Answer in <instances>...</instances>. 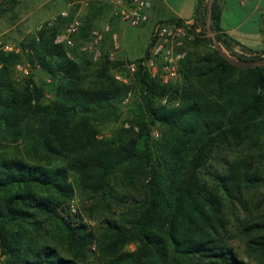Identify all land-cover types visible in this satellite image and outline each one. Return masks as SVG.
<instances>
[{"label":"trees","instance_id":"obj_1","mask_svg":"<svg viewBox=\"0 0 264 264\" xmlns=\"http://www.w3.org/2000/svg\"><path fill=\"white\" fill-rule=\"evenodd\" d=\"M19 3L0 0V17ZM221 13L222 0L198 1L196 21L214 36L189 47L213 46L189 50L171 85L141 65L134 84L118 80L125 61L110 60L107 38L98 61L86 51L79 60L55 42L70 20L61 16L24 37L21 51L0 49L3 264H245L235 238L264 264V214L231 226L264 181V52L223 51L234 41ZM82 19L91 36L97 26ZM24 59L49 84L16 78ZM129 90L138 97L129 117L105 134ZM78 194L97 227L73 211Z\"/></svg>","mask_w":264,"mask_h":264},{"label":"built area","instance_id":"obj_2","mask_svg":"<svg viewBox=\"0 0 264 264\" xmlns=\"http://www.w3.org/2000/svg\"><path fill=\"white\" fill-rule=\"evenodd\" d=\"M94 1L96 0H72L71 4L74 7L80 6V9L72 12V14L67 10H63L60 13L61 17L70 18V20L67 26L56 35V43H63L69 47L76 45L74 37L80 33L83 26L81 9L82 7H89ZM153 2L154 0H110L112 14L133 27L141 26L149 20V12ZM54 21L52 19L40 22L35 31L40 30L46 22L52 24ZM210 34V32L203 29L196 19L183 20L180 23L177 21H159L155 24L148 52L143 55V59L141 61L124 60L122 67L126 69L127 73L135 77L141 65L153 78L159 80L162 84H176L181 77L182 63L190 50L189 45L198 38H205L210 36ZM108 35H110L113 45L109 58L111 61L117 60L116 53L121 48L120 36L113 31L110 22L94 27L91 30L89 41L82 46V50L89 52L93 56L94 61H98L102 56V44ZM0 49L21 51L20 47L9 45L3 41H0ZM16 69L24 75H30L32 64L18 63ZM115 77L126 84H130L129 79L119 71L115 73ZM50 81L48 79V82ZM45 96L49 97L50 95L46 92ZM131 96L132 90H129L124 102L129 101ZM167 101L168 98L165 97L163 102L167 103Z\"/></svg>","mask_w":264,"mask_h":264},{"label":"crops","instance_id":"obj_3","mask_svg":"<svg viewBox=\"0 0 264 264\" xmlns=\"http://www.w3.org/2000/svg\"><path fill=\"white\" fill-rule=\"evenodd\" d=\"M25 1L27 4L26 14H22L20 20L16 22L12 21L9 30L24 22L23 31L26 32L24 35L27 36V34L36 30L40 22L46 20L43 17L51 18L53 10L52 0H20L19 5L6 14L5 17L8 15V18L13 19V14L22 10L20 7ZM198 1L154 0L149 12V20L137 27H133L119 17L114 16L110 0H96L93 3L97 11L96 14L105 20L103 23L110 22L113 31L120 36L121 48L116 53L117 58L133 60L145 55L157 22L196 19ZM220 27L221 33L234 41V49L246 48L252 51L264 52V0H222ZM107 42L109 51H111L113 45L110 35L107 36Z\"/></svg>","mask_w":264,"mask_h":264},{"label":"rangeland","instance_id":"obj_4","mask_svg":"<svg viewBox=\"0 0 264 264\" xmlns=\"http://www.w3.org/2000/svg\"><path fill=\"white\" fill-rule=\"evenodd\" d=\"M72 0H52L51 1V5H52V17L51 18H47V17H43L46 18V20L44 21H48V20H52L54 19L56 21V19L60 16V13L63 10H67L69 11L71 14L72 12H76L80 9V6H76L74 7L71 4ZM26 1L23 2L22 6L20 7L22 10H20L19 14H17L15 12V14H13V20L12 18H8L9 16L7 15V17L3 16L0 17V41H3L4 43H7L9 45H13L16 47H20V43H21V39L23 38V36L26 37V32L23 31L24 28V22L19 23L14 29H10L11 23L16 22L18 20H20V18L22 17V14H26ZM96 10H95V5L93 6H89V7H82L81 9V15L84 18V20L88 19L89 17H91V19H93V22L95 23V26H100L105 20L103 17H101L100 15L96 14ZM10 13V12H9ZM8 14V13H7ZM14 15H16V17H14ZM41 18V19H43ZM33 33V32H32ZM29 35V34H27ZM211 36H213V34H210ZM89 29L88 28H84L79 34H77L74 39L76 42V45L74 46L73 49H70V51L72 52V54H75L77 56V58L80 60L81 58L84 57V51L82 50V46L89 41ZM209 37V36H208ZM208 37L205 38H201V39H207ZM215 45L221 46L217 43V41L215 42ZM213 44L212 43H208L198 46V47H194L193 50L194 52H205L209 49V47H212ZM223 51H225L228 55H245V56H252L255 55L254 52L250 51V50H245V49H241V50H236L234 49V46L232 45V47L228 48L225 45L221 46ZM72 48V47H71ZM21 64H26L29 63L28 60L24 59L21 62H19ZM38 66V67H37ZM36 65H32V72H31V76L39 83H48V76L42 71V69L40 68V66L37 64ZM117 71L121 72L125 77H127L130 81V84H134L135 83V77L131 76L129 73H127L126 69L123 67H117L114 69V73H116ZM30 75H24L21 71L17 70L15 68V76L16 78H18L19 80H25L26 78H28V76ZM181 78L178 81V83L181 82ZM49 88V87H48ZM47 92L49 93V97H51V92L49 90H47ZM127 95V94H126ZM125 95V97H126ZM46 96V98H49ZM125 97L120 105V110H121V119L118 121H114L110 124H106L103 126V131L105 134H109L111 132V130H113L115 127L119 126V124H121V122L125 121L128 117H129V109H130V105L134 104L136 102V100L138 99L137 95L134 93V90H132V96L130 97L129 101L124 102ZM164 99V98H163ZM162 99V103L165 104L163 102ZM158 130L154 131V134L157 135ZM262 170H263V174H264V160L261 161L260 165H259ZM73 211L75 213H81L86 221L93 226L94 228L97 227V225L99 224V219L94 218V217H90L89 216V212L85 209V207H87L88 205H90V202H87L85 199L82 198V196H80L79 194L75 197V202L73 203ZM257 214H264V181L261 182L257 187H254L253 190L250 192V194H248V205L247 208L245 210L243 209H238L236 210V215L231 216L230 213L228 212V215L231 216V220H233V224H231V226H234L233 229H236V227L239 225V222L241 220V218H244L245 216L249 217V216H254ZM97 216V215H94ZM235 246L238 248V250L241 253V256L243 257V259L246 261L245 264H257L255 261H252L250 258H248V256L244 255V247L243 244L241 243V240L235 238V240H233ZM130 249H134L135 245L132 244L129 246ZM95 249V246H93V250ZM0 264H3V259L0 260Z\"/></svg>","mask_w":264,"mask_h":264},{"label":"water","instance_id":"obj_5","mask_svg":"<svg viewBox=\"0 0 264 264\" xmlns=\"http://www.w3.org/2000/svg\"><path fill=\"white\" fill-rule=\"evenodd\" d=\"M213 36H214V34H213Z\"/></svg>","mask_w":264,"mask_h":264}]
</instances>
